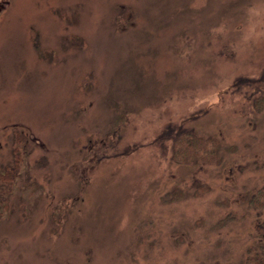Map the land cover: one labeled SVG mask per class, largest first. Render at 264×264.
Wrapping results in <instances>:
<instances>
[{
	"label": "rangeland",
	"instance_id": "rangeland-1",
	"mask_svg": "<svg viewBox=\"0 0 264 264\" xmlns=\"http://www.w3.org/2000/svg\"><path fill=\"white\" fill-rule=\"evenodd\" d=\"M9 1L0 264H263L264 0Z\"/></svg>",
	"mask_w": 264,
	"mask_h": 264
},
{
	"label": "trees",
	"instance_id": "trees-1",
	"mask_svg": "<svg viewBox=\"0 0 264 264\" xmlns=\"http://www.w3.org/2000/svg\"><path fill=\"white\" fill-rule=\"evenodd\" d=\"M259 96L260 97H255L254 105L255 108L261 110L264 107V95L260 94ZM174 147L176 154H178L180 160L184 162L190 159L192 161L194 157L202 160L204 164L212 163V161L213 164L221 162V155L219 153L220 138L215 135L201 136L194 131L186 130L175 138ZM258 190L263 192L264 185L262 189L259 188ZM261 252L264 255L263 246H261ZM250 263L251 261H248V263L246 262L245 264ZM262 263L264 264V257L262 258Z\"/></svg>",
	"mask_w": 264,
	"mask_h": 264
},
{
	"label": "flooded vegetation",
	"instance_id": "flooded-vegetation-1",
	"mask_svg": "<svg viewBox=\"0 0 264 264\" xmlns=\"http://www.w3.org/2000/svg\"><path fill=\"white\" fill-rule=\"evenodd\" d=\"M9 2V0H0V11L3 7L7 6Z\"/></svg>",
	"mask_w": 264,
	"mask_h": 264
}]
</instances>
